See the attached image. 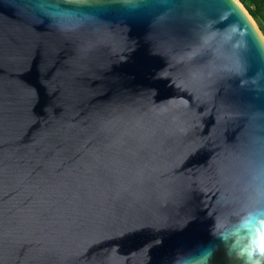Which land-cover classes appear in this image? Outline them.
I'll return each instance as SVG.
<instances>
[{
  "label": "water",
  "instance_id": "water-1",
  "mask_svg": "<svg viewBox=\"0 0 264 264\" xmlns=\"http://www.w3.org/2000/svg\"><path fill=\"white\" fill-rule=\"evenodd\" d=\"M58 3L0 0V264H245L241 222L264 217L254 18Z\"/></svg>",
  "mask_w": 264,
  "mask_h": 264
},
{
  "label": "clouds",
  "instance_id": "clouds-1",
  "mask_svg": "<svg viewBox=\"0 0 264 264\" xmlns=\"http://www.w3.org/2000/svg\"><path fill=\"white\" fill-rule=\"evenodd\" d=\"M237 3L242 4V0H237ZM60 7L58 0H52L53 11L59 10ZM241 223L245 228L252 226L253 236L249 248L242 250L240 255L245 258V264H261L264 261V248L259 247L258 234H264V217L249 213Z\"/></svg>",
  "mask_w": 264,
  "mask_h": 264
},
{
  "label": "trees",
  "instance_id": "trees-1",
  "mask_svg": "<svg viewBox=\"0 0 264 264\" xmlns=\"http://www.w3.org/2000/svg\"><path fill=\"white\" fill-rule=\"evenodd\" d=\"M242 4L264 34V0H242ZM261 264H264V261Z\"/></svg>",
  "mask_w": 264,
  "mask_h": 264
},
{
  "label": "snow or ice",
  "instance_id": "snow-or-ice-1",
  "mask_svg": "<svg viewBox=\"0 0 264 264\" xmlns=\"http://www.w3.org/2000/svg\"><path fill=\"white\" fill-rule=\"evenodd\" d=\"M259 247L264 248V234H258Z\"/></svg>",
  "mask_w": 264,
  "mask_h": 264
}]
</instances>
